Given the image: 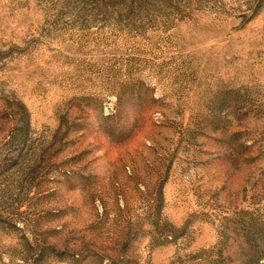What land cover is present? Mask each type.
Segmentation results:
<instances>
[{"label":"rangeland","instance_id":"1","mask_svg":"<svg viewBox=\"0 0 264 264\" xmlns=\"http://www.w3.org/2000/svg\"><path fill=\"white\" fill-rule=\"evenodd\" d=\"M0 264H264V0H0Z\"/></svg>","mask_w":264,"mask_h":264}]
</instances>
